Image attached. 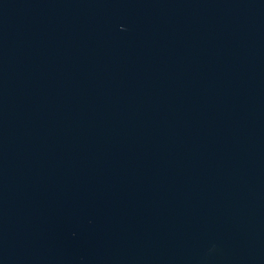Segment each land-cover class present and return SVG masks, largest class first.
I'll return each instance as SVG.
<instances>
[{
  "label": "water",
  "instance_id": "water-1",
  "mask_svg": "<svg viewBox=\"0 0 264 264\" xmlns=\"http://www.w3.org/2000/svg\"><path fill=\"white\" fill-rule=\"evenodd\" d=\"M0 264H264V0H0Z\"/></svg>",
  "mask_w": 264,
  "mask_h": 264
}]
</instances>
